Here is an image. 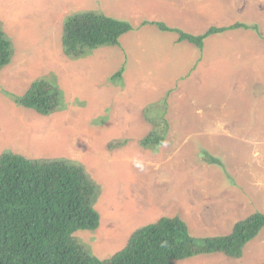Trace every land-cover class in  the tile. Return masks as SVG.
Here are the masks:
<instances>
[{
	"label": "rangeland",
	"instance_id": "374dc122",
	"mask_svg": "<svg viewBox=\"0 0 264 264\" xmlns=\"http://www.w3.org/2000/svg\"><path fill=\"white\" fill-rule=\"evenodd\" d=\"M89 10L133 30L118 47L72 60L62 49L64 21ZM144 22L195 36L238 23L254 29L213 35L200 50ZM0 24L14 47L0 72V155L86 167L101 188L100 227L75 237L93 255L111 258L163 217L179 216L193 236L209 238L264 213V0H0ZM119 71L122 86L110 81ZM45 76L59 83L66 109L44 117L8 96ZM165 110V144L142 147ZM119 141L127 143L110 149ZM177 264H264V229L240 259L210 254Z\"/></svg>",
	"mask_w": 264,
	"mask_h": 264
},
{
	"label": "trees",
	"instance_id": "16d2710c",
	"mask_svg": "<svg viewBox=\"0 0 264 264\" xmlns=\"http://www.w3.org/2000/svg\"><path fill=\"white\" fill-rule=\"evenodd\" d=\"M153 24L163 32H177L178 42H187L203 50L206 40L229 29L254 27L235 24L211 27L195 36L173 29L164 22ZM256 29V27H255ZM133 30L127 21L106 16L100 11H83L64 21L62 49L72 60H79L101 48L120 45V39ZM14 56L12 40L0 24V72ZM112 84L122 86V71ZM64 91L54 77L34 80L22 95L8 94L21 108L48 117L67 107ZM167 107V104L165 105ZM164 112L151 121L155 128L140 141L142 147L157 152L166 142L170 125ZM127 141L112 142L110 149ZM209 164L218 159L203 154ZM101 188L80 163L65 158L30 159L21 154L0 155V264H177L201 255L224 254L243 257L245 246L264 229V213L257 212L237 222L230 234L201 238L191 234L179 216L163 217L134 231L126 245L111 258L101 260L78 242L80 231L95 232L100 214L95 205Z\"/></svg>",
	"mask_w": 264,
	"mask_h": 264
},
{
	"label": "clouds",
	"instance_id": "9594fccd",
	"mask_svg": "<svg viewBox=\"0 0 264 264\" xmlns=\"http://www.w3.org/2000/svg\"><path fill=\"white\" fill-rule=\"evenodd\" d=\"M109 17V16H108ZM101 220V219H100ZM232 231V230H231ZM226 236V235H225Z\"/></svg>",
	"mask_w": 264,
	"mask_h": 264
}]
</instances>
